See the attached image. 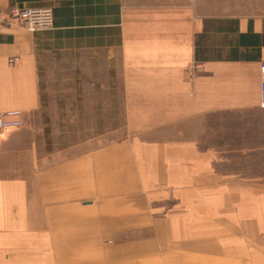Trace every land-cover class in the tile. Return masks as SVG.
<instances>
[{
    "label": "crops",
    "instance_id": "crops-1",
    "mask_svg": "<svg viewBox=\"0 0 264 264\" xmlns=\"http://www.w3.org/2000/svg\"><path fill=\"white\" fill-rule=\"evenodd\" d=\"M14 6L54 28L3 23ZM229 7L0 0V112L23 113L0 130V264H264V188L210 144L260 107L264 6Z\"/></svg>",
    "mask_w": 264,
    "mask_h": 264
},
{
    "label": "rangeland",
    "instance_id": "rangeland-1",
    "mask_svg": "<svg viewBox=\"0 0 264 264\" xmlns=\"http://www.w3.org/2000/svg\"><path fill=\"white\" fill-rule=\"evenodd\" d=\"M234 2L259 11L264 0H218L219 6ZM211 146L218 152V170L234 180L250 181L264 188V108L217 116ZM91 128V127H90Z\"/></svg>",
    "mask_w": 264,
    "mask_h": 264
},
{
    "label": "built area",
    "instance_id": "built-area-1",
    "mask_svg": "<svg viewBox=\"0 0 264 264\" xmlns=\"http://www.w3.org/2000/svg\"><path fill=\"white\" fill-rule=\"evenodd\" d=\"M3 23L9 26L18 25L30 33L51 30L54 28L53 9L14 6L5 14ZM260 107L264 108V65L260 83ZM22 114L19 110L0 112V130L21 128Z\"/></svg>",
    "mask_w": 264,
    "mask_h": 264
}]
</instances>
